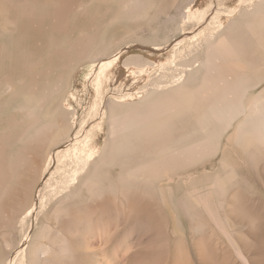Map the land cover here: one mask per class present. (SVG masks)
Instances as JSON below:
<instances>
[{"label":"rangeland","instance_id":"374dc122","mask_svg":"<svg viewBox=\"0 0 264 264\" xmlns=\"http://www.w3.org/2000/svg\"><path fill=\"white\" fill-rule=\"evenodd\" d=\"M138 1L139 12L125 13L123 0H0V86L25 81L40 90L51 87L44 94L50 115L57 110L64 115L65 106L74 112L67 141L82 131L96 138L104 153L79 183L82 191L77 186L43 208L37 191L43 176L56 168L50 154L66 140L45 147L39 163L35 142L20 146L16 167L9 165V177L0 181V264H244L243 258L264 264V137H239L242 118L222 133L208 113L221 94L216 92L225 84L222 79H258L250 98L264 89V13H255L262 6L250 7L251 15L235 13L228 26L216 23L217 61L209 69L204 52L201 66L187 72L182 86L164 80L157 89V80H151L135 97L133 83L123 80L127 76L99 88L100 59L123 53L124 63L154 46L159 49L154 54L164 57L185 34L204 31L195 22L185 23L193 0ZM208 11L209 29L216 14ZM201 45L207 49L206 42ZM22 97L24 103L31 100ZM5 115L0 111V118ZM114 127L121 132L113 133ZM63 131L59 139L66 136ZM246 137L252 139L247 144ZM88 182L105 187L104 198L89 194ZM54 204L69 210L62 225L87 213L84 217L90 215L97 226L90 233L68 234L69 253L59 254L60 241H45L59 253L36 257L35 245L43 241ZM26 235L31 239L22 245ZM18 249L24 252L14 258Z\"/></svg>","mask_w":264,"mask_h":264},{"label":"bare ground","instance_id":"6f19581e","mask_svg":"<svg viewBox=\"0 0 264 264\" xmlns=\"http://www.w3.org/2000/svg\"><path fill=\"white\" fill-rule=\"evenodd\" d=\"M192 2L193 3L189 4L190 11L188 13L187 18H185V23L187 24V23L192 22V24H193V22H195L197 24L196 26H200L201 30H204V31H200L197 35L185 34L180 42H177L178 40L176 41L177 44L175 43L176 44L175 47L174 48L172 47L173 49L171 51H169L166 54V56H164V57H159L156 54H154V53L159 52L158 51L159 49L157 48V46H154V48L149 47L150 49L148 48L149 50H146L144 55H138L136 58H131V59L126 58V61L124 63H123V57H124L123 53L122 54H116L114 56L111 55L112 57H110V58H104L103 57L102 59H100V60H102V62H101L102 65L100 68L101 78L99 81V88L105 89L107 87H110V79L112 78L113 81L119 82L121 80V76L122 77L127 76V78H124L123 80L126 82L131 81L133 83L134 90L137 92V93H135V97L136 96L139 97V95L142 92L144 93V90L146 89V85H147L146 83L150 82V84H151V82H152L151 80H154L155 82L157 80V82H156L157 84L155 83L157 89L162 88V84H163L164 80H166V82L168 80L172 85L176 83L177 86H175V87L182 86L181 82L182 81L186 82L187 74L189 72L193 71V69H195V68L197 69L201 66L198 63H199V59H200V56L202 53H204V52L206 53L205 65L207 66L208 69L212 64H214L217 61V55L215 53L216 46L214 45L218 39L217 35H215V33H214L216 30V23H220V27L225 26V24H226V26H228L230 21L234 18L233 16L235 13L240 12L241 16L245 13H247L246 16L251 15L248 13H251L252 11H254L257 8L256 7L257 4L259 6L261 5L262 8L261 9L257 8V12H255V13H258V10H260V12L264 13V0H193ZM122 5L124 8L123 12H125V13H136V12H139V10H140V3L138 0H123ZM250 7H254L253 8L254 10L250 9ZM208 10H211V11H213L212 13L216 14L212 24L210 23L211 25H210L209 29L205 27V25H206L205 24V22H206L205 17H207V19H209L208 16H206L209 13ZM263 13H261V14L263 15ZM258 14H256V15H258ZM254 15H252V16L255 17L256 15L255 16ZM261 18H263V17H261ZM246 19H251V18L247 17ZM251 21H252V19H251ZM248 22H250V20H248ZM252 23L253 22H250V24H252ZM202 25H204V26H202ZM256 25H257V23H256ZM262 25H263V23H262ZM192 26L193 25H191V27ZM189 27H190V25H189ZM193 27H195V26H193ZM260 27H262V26H260ZM263 28H264V26L262 27V30H263ZM253 32H254V30H253ZM203 33H204V35H203ZM189 39H190V42L188 43L187 46H185L186 42H188ZM202 42L207 43V46H206L207 49L206 50H202V45H201ZM171 46H172V44H171ZM165 50L166 49L164 48V51ZM162 51H163V49L161 50V52ZM106 53H108V52L106 51ZM98 61H99V59H98ZM213 68H215V67L213 66ZM158 74L160 77H158ZM42 75H44V74H42ZM32 77H34V76H32ZM152 77H155V78L153 79ZM218 78H219L218 80H221L223 77L222 78L218 77ZM33 79H31V81ZM222 80H224L225 84L221 85L219 88V91L216 92V93H219L221 91L220 96L216 99H213L212 101L209 99H211V97H213V96H211L209 99L208 98L206 99L209 102L210 101L212 102L208 106V113H209L210 118L212 119L213 126L216 127L217 129H219L222 133H225L231 128V126L234 124L235 121H237L239 118H242V120L237 125V134L239 137L243 136V135H246V136L248 135V136H251V138H257L259 136L258 133H260V136L263 138L264 137L263 136L264 135V89L259 94L255 95V96L253 95L251 98L249 97L250 90L255 89L257 87V85L260 84V83H256L258 79L257 80L255 79L256 82L254 81L253 78H241L239 80H226V79H222ZM32 82H35V81H32ZM123 82H122V84H124ZM1 83H2V86H0V111L4 110L6 115H7V116L5 115L4 118H0V139H2V138L4 139L3 145L0 148V181L1 182L5 183L4 179L6 177L7 178L9 177V175L7 176L9 165L16 167L15 163L17 162V159H18L17 157L21 154V152H20V150H21L20 146L21 145H26L28 142L29 143L35 142L37 145V147H36L37 148V150H36V163H39L40 155L43 152V150H45L44 149L45 147L47 148V146L49 145L48 148H50L52 146V144L54 142H56L57 140L58 141L66 140V142H65L66 145L64 144V146L62 148H60V149L57 148L58 150H56L55 152H52L50 154L51 163H53L56 168H55L54 172H51V173L47 174L46 176H43V180H42L43 183L37 191L38 201H40L43 208H46V207H48V205L50 204L51 200L54 197H56L60 194H63V193H67V192L72 194L73 190L75 188H77V186H78V188L80 187L79 183L82 181L83 177L90 172L91 165L94 164L93 162L96 163V161H97L100 163L99 159L103 158L102 156L104 153L102 152V146L98 142H96V138L90 137V135L87 134L88 132L86 133L87 135L84 134V136H83V134L81 133L82 131L75 138H70L67 141L68 137L70 136V133H72L69 126L71 123L70 121L72 120L71 118L74 115V112L71 111L72 109L70 110L67 106H65V109H63V111L65 112L64 115L61 116V113L59 110H57V112H55V114L50 115V112H48V107H47L48 105H46V103H44V101L46 99L45 95L48 94V91H50L51 87H49L45 90H40V89H37L36 84H33L31 82H25V81L19 82L16 85L11 84L12 82L8 83V84H7V82H6V84L3 82H1ZM120 85H121V83H120ZM153 85H154V83H153ZM216 85H219V83L217 82ZM130 86H132V85H130ZM148 87H150V85ZM165 88H167V87H165ZM212 88L213 87H211V89ZM147 89H149V88H147ZM216 89H217V87H216ZM158 93H159V91H158ZM177 93H178V91H177ZM214 94H215V92H214ZM23 95H26V96L30 95L31 100L29 103L27 101H26L27 103H24L22 101L23 97L21 98V96H23ZM42 96H44V98ZM215 97H213V98H215ZM130 98H134V97L131 96ZM153 98H152V100H153ZM97 100H98V97H97ZM41 101H43L42 104H41ZM91 109H92V107H91ZM70 112H71L72 116L67 117V114L69 115ZM93 116H94V114L92 116L90 115V117H93ZM101 117H103V116H101ZM98 121H99V119H98ZM101 123L102 122H100V124H99V129H101V126H102ZM113 124H114V122H113ZM210 125L212 126V124H210ZM117 128L118 127H114L112 129L113 133L121 132V130L119 128H118L119 130L116 131ZM204 128H206V127L204 126ZM62 130H65V132L64 131L63 132L65 133L66 136L63 139H59L60 138L59 134L61 135ZM60 131H61V133H60ZM207 131L209 132V130H207ZM207 131H206V133H207ZM257 134H258V136H257ZM7 135L9 136L8 140L6 138ZM219 135H220V133H219ZM221 135H223V134H221ZM254 135H256L257 137ZM207 138H208V136H207ZM251 138L249 137V139H251ZM246 139L248 141L246 140L247 142L245 144H247L249 142V139L247 137H246ZM259 139H261V138H259ZM210 141H212V138L210 139ZM241 141H243V140H241ZM69 145H71V146L73 145V147L69 148ZM104 160L106 161V159H104ZM103 161L101 160V164L103 163ZM96 164H98V163H96ZM96 164L92 165V166L97 167ZM37 166H38V164H37ZM35 171H36L35 167L32 166L29 168L27 174H28V176H30V179H31V177ZM90 175H92V173ZM85 179L86 178H84V180ZM85 186L88 188L89 194L101 196L104 198V196H105L104 194L106 193L104 191L105 187H104V189L100 188L92 182H88ZM85 186L83 185V187H85ZM80 188L82 191V189H83L82 186ZM78 193H79V191H78ZM118 193H120V192L118 191ZM71 197H73V196H71ZM103 201H101V202H103ZM63 203H64V201L61 204H63ZM104 204H106V203H104ZM104 204L102 203L101 205H104ZM36 205L34 204L29 209V211H30L29 213H33L35 211L34 209H35ZM54 205H56V204H54ZM83 205L87 206L86 202ZM62 206L59 204V205H56L55 208L52 207L53 208L52 209L53 210L52 215H50V217H48V220L46 218V220H47L46 225L44 224L45 226L42 230V234L40 235V237L43 239V241L39 242V244L35 245L36 248L34 249V252H33L36 257L47 255L50 252L54 253V251H56V250H54V247L52 245L48 246V244L45 243V241H49V242H52L54 240L60 241L61 242L59 244L60 253L58 252L59 251L58 250V251H56L57 254L58 253L59 254L69 253L70 252V247H69L70 241H69V237H68L69 235L68 234L74 235L75 230L77 232L81 231V233H84V234L90 233L92 230H94L93 228H95V226H97V225L93 226V223L90 220V215H86L84 217V215L87 213H85L82 216L83 218L81 216H80L81 218H79V216H78L79 219L78 218L75 219V217H74V220L72 219L71 221H69L70 223L67 221L69 223V224L66 223L68 226L66 224L62 225L61 219H62L63 215L65 216L66 211H67L66 215L69 214L68 208L65 209L66 207L64 208ZM108 206L106 205L105 207L107 208ZM82 207L84 208V206H82ZM136 207H138V206H136ZM139 207H140V205H139ZM77 208H80V206ZM70 209H73V208L70 207ZM145 209H146V207H145ZM98 210H99V207H98ZM140 210H141V208H140ZM84 211H86V210H84ZM109 211H107V213ZM142 211H144V210L142 209ZM102 212H104V211H102ZM76 213H77V211H76ZM144 213H145V211H144ZM108 215H110V214H108ZM68 217H69V215H68ZM94 217H95V215H94ZM106 221H108V220H106ZM108 224H109V222H108ZM104 225H106V224H104ZM104 228H107V227L104 226ZM98 229H100V228H98ZM27 239H31V236L26 235V237L24 239V243L22 245H25V243H27ZM56 245H58V244H56ZM20 251H21V249L20 250L18 249V251H16V255L14 258H16L18 254H19V257L22 256V255L20 256V254L24 252V249L21 252ZM238 254H239V252H238ZM243 261H244L243 262L244 264H250L249 261L246 260L245 258H243ZM12 263H13V260L10 261L8 264H12ZM2 264H4V263H2Z\"/></svg>","mask_w":264,"mask_h":264}]
</instances>
